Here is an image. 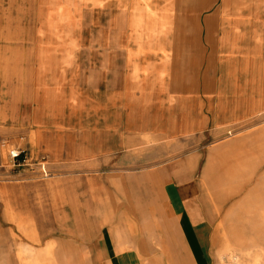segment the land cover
<instances>
[{"label": "crops", "instance_id": "1", "mask_svg": "<svg viewBox=\"0 0 264 264\" xmlns=\"http://www.w3.org/2000/svg\"><path fill=\"white\" fill-rule=\"evenodd\" d=\"M0 6V54H37L34 62L0 61V142L14 146L8 155L20 150L32 162L48 155L114 164L122 149H184L189 136L216 137L264 114V0H0ZM73 54L94 58L75 61ZM184 185L175 197H159L168 196L197 264L202 225L193 213L200 211Z\"/></svg>", "mask_w": 264, "mask_h": 264}, {"label": "rangeland", "instance_id": "2", "mask_svg": "<svg viewBox=\"0 0 264 264\" xmlns=\"http://www.w3.org/2000/svg\"><path fill=\"white\" fill-rule=\"evenodd\" d=\"M185 140L179 150L122 149L114 164L47 155V177L35 166L14 167V146L0 142V264H195L168 196L159 197H175L183 184L200 211L193 213L202 225L197 264H264V114L216 137ZM188 171L190 180L173 179Z\"/></svg>", "mask_w": 264, "mask_h": 264}, {"label": "built area", "instance_id": "3", "mask_svg": "<svg viewBox=\"0 0 264 264\" xmlns=\"http://www.w3.org/2000/svg\"><path fill=\"white\" fill-rule=\"evenodd\" d=\"M8 157L14 167L35 166L37 169H39L40 174H42L44 177H47L44 160L32 162L26 153L20 150L11 151Z\"/></svg>", "mask_w": 264, "mask_h": 264}, {"label": "bare ground", "instance_id": "4", "mask_svg": "<svg viewBox=\"0 0 264 264\" xmlns=\"http://www.w3.org/2000/svg\"><path fill=\"white\" fill-rule=\"evenodd\" d=\"M16 1V0H15ZM93 1V0H92ZM9 2V1H8ZM28 2H30V1H28ZM111 3V2H110ZM20 4V3H19ZM18 4V5H19ZM22 4V3H21ZM97 4V3H96ZM15 5V4H14ZM13 5V6H14ZM113 5V4H112ZM92 6V5H91ZM96 6V5H95ZM115 6V5H114ZM1 7V6H0ZM53 7V6H52ZM18 8V7H17ZM65 8V7H64ZM3 9V8H2ZM78 9V8H77ZM90 9V8H89ZM29 10V9H28ZM91 10V9H90ZM93 10V9H92ZM3 11V10H2ZM5 11V10H4ZM31 11V10H30ZM110 11V10H109ZM30 13H32V12H30ZM5 14V13H4ZM28 14H29V11H28ZM35 14V13H34ZM17 16H18V14H17ZM19 17H20V15H19ZM30 18V17H29ZM88 18V17H87ZM2 21H3V19H2ZM1 21V22H2ZM175 22V21H174ZM19 23H20V20H19ZM28 23V22H27ZM20 25V24H19ZM22 25V24H21ZM31 25V24H30ZM1 26V25H0ZM11 27V26H10ZM173 27V26H172ZM178 28V27H177ZM68 30V29H67ZM87 32V31H86ZM1 33V32H0ZM89 33V32H88ZM107 33V32H106ZM110 33V32H109ZM31 34V33H30ZM92 34V33H91ZM108 34V33H107ZM33 35V34H32ZM31 37V36H30ZM108 38V37H107ZM27 39V38H26ZM85 39H86V37H85ZM31 40V39H30ZM108 40V39H107ZM186 40V39H185ZM27 41V40H26ZM68 41V40H67ZM174 41V40H173ZM176 41V40H175ZM84 42V41H83ZM86 42V41H85ZM186 43V42H185ZM89 44V43H88ZM90 44H91V42H90ZM106 44V43H105ZM182 45V44H181ZM49 46V45H48ZM69 46V45H68ZM87 46V45H86ZM52 47V46H51ZM179 47V46H178ZM77 49V48H76ZM81 49H83V48H81ZM88 50V49H87ZM94 50H96V49H94ZM74 51V50H73ZM83 51V50H82ZM104 51H106L105 49H104ZM113 51V50H112ZM33 52V51H32ZM123 52V51H122ZM175 52V51H174ZM104 53V52H103ZM188 53V52H187ZM203 53V52H202ZM95 54V53H94ZM182 54V53H181ZM191 54H193V53H191ZM100 55H101V53H100ZM17 56V55H16ZM86 56V55H85ZM94 56V55H93ZM102 56V55H101ZM209 56V55H208ZM84 57V56H83ZM90 57V56H89ZM16 58V57H15ZM18 58V57H17ZM72 58V57H71ZM79 58H82V56L81 57H79ZM92 58H94V57H92ZM112 58H113V56H112ZM114 58H115V56H114ZM74 59V58H73ZM85 59V58H84ZM102 59V58H101ZM80 60V59H79ZM82 60V59H81ZM94 60V59H93ZM104 60V59H103ZM83 61V60H82ZM117 61H118V59H117ZM203 61V60H202ZM214 61V60H213ZM28 62V61H27ZM92 62V61H91ZM80 63V62H79ZM93 63H94V61L92 62V65H93ZM97 64V63H96ZM206 64V63H205ZM30 65V64H29ZM80 65V64H79ZM91 65V66H92ZM97 65H99V64H97ZM111 65V64H110ZM26 66V65H25ZM31 66V65H30ZM74 66V65H73ZM86 66V65H85ZM85 66H84V68H85ZM101 66V65H100ZM115 66H117L116 64H115ZM90 67V66H89ZM212 67V66H211ZM84 68H83V70H84ZM93 68H94V66H93ZM213 68V67H212ZM211 68V69H212ZM53 69V68H52ZM115 69V68H114ZM116 69H117V67H116ZM214 69V68H213ZM86 70V69H85ZM93 70V69H92ZM108 70V69H107ZM87 71V70H86ZM102 71H103V69H102ZM79 73V72H78ZM87 73V72H86ZM52 74V73H51ZM206 74V73H205ZM53 75V74H52ZM82 75V74H81ZM120 75H122V74H120ZM102 76H103V74H102ZM72 77H73V75H72ZM94 77V76H93ZM107 77V76H106ZM117 77V76H116ZM34 78V77H33ZM79 78H80V76H79ZM87 78H88V76H87ZM121 78V77H120ZM115 79V78H114ZM108 80H109V78H108ZM120 80H122V78L120 79ZM78 81V80H77ZM83 81V80H82ZM90 81V80H89ZM104 81V80H103ZM74 82V81H73ZM81 82V81H80ZM108 82V81H107ZM112 82V81H111ZM115 82V81H114ZM120 82V81H119ZM83 83V82H82ZM81 83V84H82ZM87 83H88V81H87ZM102 83V82H101ZM106 83V82H105ZM74 84V83H73ZM111 84V83H110ZM114 84V83H113ZM102 85V84H101ZM121 85V84H120ZM206 85V84H205ZM79 86V85H78ZM83 86V85H82ZM86 86V85H85ZM90 86V85H89ZM109 87H111L110 85H108ZM209 86V85H208ZM87 87V86H86ZM80 88H81V86H80ZM90 88V87H89ZM96 88V87H95ZM72 89V88H71ZM87 89V88H86ZM100 89V88H99ZM107 89V88H106ZM96 90V89H95ZM204 91V90H203ZM102 92V91H101ZM83 93V92H82ZM93 94H94V92H92ZM103 93H105V92H103ZM111 93V92H110ZM85 94H89V93H86L85 92ZM106 94V93H105ZM110 95V94H109ZM108 95V96H109ZM81 96V95H80ZM79 96V97H80ZM86 96V95H85ZM90 96V95H89ZM81 98V97H80ZM122 98V97H121ZM80 103V102H79ZM81 105H82V103H81ZM80 105V106H81ZM84 105H85V103H84ZM84 109H86L85 108V106H84ZM82 116V115H81ZM91 117V116H90ZM91 119V118H90ZM105 123V122H104Z\"/></svg>", "mask_w": 264, "mask_h": 264}]
</instances>
